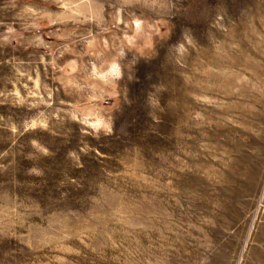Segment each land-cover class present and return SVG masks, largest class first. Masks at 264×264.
I'll return each instance as SVG.
<instances>
[{
  "label": "rangeland",
  "instance_id": "obj_1",
  "mask_svg": "<svg viewBox=\"0 0 264 264\" xmlns=\"http://www.w3.org/2000/svg\"><path fill=\"white\" fill-rule=\"evenodd\" d=\"M0 264H264V0H0Z\"/></svg>",
  "mask_w": 264,
  "mask_h": 264
},
{
  "label": "snow or ice",
  "instance_id": "obj_2",
  "mask_svg": "<svg viewBox=\"0 0 264 264\" xmlns=\"http://www.w3.org/2000/svg\"><path fill=\"white\" fill-rule=\"evenodd\" d=\"M137 26H139V25H137Z\"/></svg>",
  "mask_w": 264,
  "mask_h": 264
}]
</instances>
